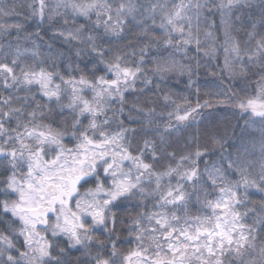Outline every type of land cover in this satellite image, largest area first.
<instances>
[{
  "label": "snow or ice",
  "instance_id": "snow-or-ice-1",
  "mask_svg": "<svg viewBox=\"0 0 264 264\" xmlns=\"http://www.w3.org/2000/svg\"><path fill=\"white\" fill-rule=\"evenodd\" d=\"M0 264H264V0H0Z\"/></svg>",
  "mask_w": 264,
  "mask_h": 264
},
{
  "label": "trees",
  "instance_id": "trees-1",
  "mask_svg": "<svg viewBox=\"0 0 264 264\" xmlns=\"http://www.w3.org/2000/svg\"><path fill=\"white\" fill-rule=\"evenodd\" d=\"M19 2L23 3V2H26V0H19ZM49 35H50V33L48 35H45V37H44V40L47 41V42H51V41H49ZM129 39H134V37L130 36ZM201 39H203V36H201ZM54 47L55 48H60L61 44L59 42H55ZM49 51L50 50L46 46H42V48H41L42 54H46ZM220 59H221V62H222L223 61V55L222 54H221ZM29 62H31V61H29ZM211 78L212 77H210V76L208 77V79H211ZM185 79H186V77H185ZM204 79H205L204 75L201 74V76H200L201 82H203ZM177 87L179 89H183V84L181 83ZM153 99H154V97H153ZM109 115H111V113H109ZM229 115H230V113H229ZM233 123H235V119H233ZM259 128H260L259 123H254L250 127L245 128L244 127V121L241 120L240 121V127H238L236 129L237 137H242L243 138V142L248 144L249 147H251V143L253 141H255L257 143V145H258L259 144V139H260ZM72 146H73L72 144H68V147H72ZM258 155H259V152L257 150L256 156H258ZM85 187H92V185L91 184L90 185H86ZM83 190L84 189H81V191H83ZM193 211H195V209H193ZM126 237H127V233H124L122 239L126 238ZM130 246L131 245H127V244L123 245V247H125V248L130 247ZM77 255H79V254H77Z\"/></svg>",
  "mask_w": 264,
  "mask_h": 264
},
{
  "label": "rangeland",
  "instance_id": "rangeland-1",
  "mask_svg": "<svg viewBox=\"0 0 264 264\" xmlns=\"http://www.w3.org/2000/svg\"><path fill=\"white\" fill-rule=\"evenodd\" d=\"M83 191H84V190H83ZM83 191H82V192H83Z\"/></svg>",
  "mask_w": 264,
  "mask_h": 264
}]
</instances>
